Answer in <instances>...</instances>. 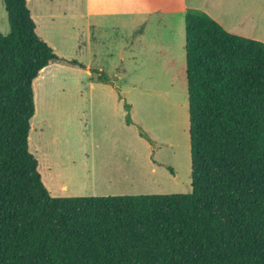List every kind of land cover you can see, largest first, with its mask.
I'll use <instances>...</instances> for the list:
<instances>
[{"label": "trees", "instance_id": "16d2710c", "mask_svg": "<svg viewBox=\"0 0 264 264\" xmlns=\"http://www.w3.org/2000/svg\"><path fill=\"white\" fill-rule=\"evenodd\" d=\"M3 1L0 264H264V42L186 14L191 193L53 197L29 149L33 84L66 61L27 0Z\"/></svg>", "mask_w": 264, "mask_h": 264}, {"label": "rangeland", "instance_id": "374dc122", "mask_svg": "<svg viewBox=\"0 0 264 264\" xmlns=\"http://www.w3.org/2000/svg\"><path fill=\"white\" fill-rule=\"evenodd\" d=\"M74 1L69 10L72 0H28L38 36L60 59L84 65L55 62L34 81L29 149L44 185L53 197L191 193L185 16L145 28L112 6L134 12L144 2L112 0L114 11L89 29L84 0ZM188 3L228 32L264 42V0ZM10 31L0 0V32Z\"/></svg>", "mask_w": 264, "mask_h": 264}, {"label": "crops", "instance_id": "0c3cea01", "mask_svg": "<svg viewBox=\"0 0 264 264\" xmlns=\"http://www.w3.org/2000/svg\"><path fill=\"white\" fill-rule=\"evenodd\" d=\"M110 1L112 0L83 1L85 3L86 19L89 20V23L91 22L89 29H91L94 26V23H92L93 21L91 20H94V18L98 16H103L106 13H109V11H114V8L110 7L111 5ZM139 1L144 3L138 5V8L134 12H129L130 10L124 6H118V5H112V6H116L115 9L117 11L119 10L121 11V13L118 14H123L130 18L137 16V19L141 20L140 23H143V25L140 26H143L145 28L147 24L150 25L152 22H153V27L156 28V24L157 27H159L162 24L165 25L167 23L166 21L167 19H174L177 16H180L181 18H183L184 16L186 17V12H188V10L190 9L200 10L202 12L209 14L206 10L204 11L203 9L197 8L196 6H193L190 3H188L189 0H180L182 2V6L181 7L179 6V8H176L174 6L172 0H139ZM69 3H71L69 10L74 9L76 6L78 7L79 5V3L78 2L75 3L74 0H72V2ZM45 5H47L48 9H50L51 6H54L52 1L50 4L45 3ZM80 5H82V3H80ZM41 7L44 9L43 4H41ZM157 20H160L159 21L160 23ZM134 28L136 29L137 27L134 26ZM138 33H145V29H141V30L138 29L137 34ZM186 68H187V64H186ZM108 81L109 80L105 82Z\"/></svg>", "mask_w": 264, "mask_h": 264}]
</instances>
